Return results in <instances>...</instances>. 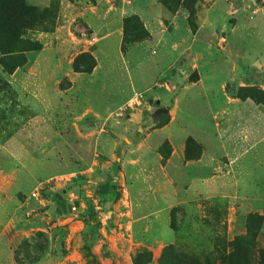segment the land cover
<instances>
[{"label":"rangeland","instance_id":"374dc122","mask_svg":"<svg viewBox=\"0 0 264 264\" xmlns=\"http://www.w3.org/2000/svg\"><path fill=\"white\" fill-rule=\"evenodd\" d=\"M121 1L133 2L114 3ZM160 1L175 14V20H166L170 30L176 26L170 21H176L179 28L186 25L189 32L196 33L203 18L217 17L225 26L221 30L225 47L231 28L248 26L245 32L257 36L255 44H263L264 49V0ZM25 2L36 8L35 16L27 20L21 16L16 34L6 30L0 13V161L10 163L16 174L34 172L39 178L33 186L27 184L19 196L4 193L0 198V223L8 226L1 241L12 248L0 253V264H150L154 259L163 264V254L170 246L174 253L194 255L201 264H209L211 259L219 263V251L224 248L229 253L232 241L237 245L235 258L242 264L250 257L248 264H263L264 215L249 213L243 220L244 232L232 237L228 232L232 204L228 201L180 202L172 207L168 222L174 236L161 247L151 232L135 228L120 161L101 153L98 141L111 136L112 118L127 120L144 109L147 117L159 116L157 127L167 124L170 107L158 103L156 97L162 89L171 88L169 80L176 71L185 72L179 63L166 64L149 88L135 87L139 58L131 50L150 36L141 17L135 13L124 17L121 41L106 52L99 35L78 21L76 31L83 30L91 48L76 51L57 43L60 51H71L58 70L68 72L70 63L73 72L83 76L74 85V74H58V81L50 82L53 88L46 104L40 90H27L12 74L28 62V53L44 47L38 35L58 26L60 0L47 8ZM151 48L156 54L161 45ZM196 77V72L190 74L191 79ZM239 92L264 101V89L258 86L242 87ZM136 93L140 100L130 106ZM171 149L167 140L160 147L163 162ZM44 179L50 180V186L40 190V196H32L41 187L38 181ZM17 198L23 206L21 218L14 215Z\"/></svg>","mask_w":264,"mask_h":264},{"label":"crops","instance_id":"0c3cea01","mask_svg":"<svg viewBox=\"0 0 264 264\" xmlns=\"http://www.w3.org/2000/svg\"><path fill=\"white\" fill-rule=\"evenodd\" d=\"M28 1L47 8L56 0ZM132 13L141 17L150 32L148 39L131 50L139 58L135 87L149 88L166 64L179 63L185 70L183 75L182 70L176 71L175 78L169 80L171 88L162 89L156 97L158 103L170 107L167 124L157 127L159 116L147 117L144 109L127 120L112 118L111 136L104 135L98 141L101 153L120 161L135 228L151 232L161 247L171 243L174 236L168 222L172 207L180 202L224 200L232 204L229 234L234 237L243 233V220L249 213L264 215V101L239 92L247 86L264 89L263 44H255L258 37L245 32L248 26L231 28L225 47L221 34L225 26L219 18H203L196 33L189 32L186 25L179 28L176 21H170L176 25L170 30L166 20H175V14L160 0H133L130 4L121 1L118 5L114 0H60L58 26L38 35L44 47L28 53V62L12 76L27 90H40L47 104L53 88L50 82L56 83L58 74H74V85L83 76L73 72L70 63L66 66L68 72L58 70L71 55L70 50L60 51V43L76 51L91 48L83 30L76 31L77 22L83 21L90 33L99 35L106 52L121 41L123 19ZM156 43L161 48L155 54L151 45ZM192 72L197 74L195 79L190 78ZM35 77L39 80H33ZM166 140L172 149L163 162L159 149ZM9 165L0 161V198L4 193L19 196L27 184L33 186L39 178L34 172L16 174ZM42 182L50 180L38 181L37 185ZM14 202L18 204L14 215L21 218L23 206L19 198ZM7 229L0 223L1 255L12 251L10 243L1 241ZM150 264L157 262L154 259Z\"/></svg>","mask_w":264,"mask_h":264},{"label":"trees","instance_id":"16d2710c","mask_svg":"<svg viewBox=\"0 0 264 264\" xmlns=\"http://www.w3.org/2000/svg\"><path fill=\"white\" fill-rule=\"evenodd\" d=\"M36 8L28 5L25 0H0V13L1 21L4 23L7 31H10L13 34L18 32L19 19L23 16L26 20L35 16ZM15 25V26H13ZM17 39V36L15 35ZM190 142H192L190 140ZM255 221V219H254ZM229 246L232 250L228 253L226 249L222 248L219 251L221 256L219 263H216V260L211 259L209 264H242L239 260L235 258L237 253L236 241L229 243ZM173 246H170V249L165 251L162 257L163 264H201L199 258L196 256H191L189 254L174 253L172 250ZM262 261L264 264V252L261 253ZM249 259V258H248ZM250 259L245 261L243 264H248L251 261Z\"/></svg>","mask_w":264,"mask_h":264},{"label":"built area","instance_id":"2783aa9c","mask_svg":"<svg viewBox=\"0 0 264 264\" xmlns=\"http://www.w3.org/2000/svg\"><path fill=\"white\" fill-rule=\"evenodd\" d=\"M139 97H140V95L138 93H136L135 94V97H134L135 98V101L132 100L129 105L132 106L134 102H137V100H140ZM49 184H50V182H42L41 183V187L39 189H37L36 191H34L32 193V196H34V197L40 196V190H45Z\"/></svg>","mask_w":264,"mask_h":264},{"label":"water","instance_id":"95a60500","mask_svg":"<svg viewBox=\"0 0 264 264\" xmlns=\"http://www.w3.org/2000/svg\"><path fill=\"white\" fill-rule=\"evenodd\" d=\"M136 116H138V114Z\"/></svg>","mask_w":264,"mask_h":264}]
</instances>
